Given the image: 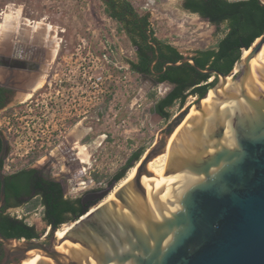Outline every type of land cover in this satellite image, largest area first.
I'll return each instance as SVG.
<instances>
[{"label":"water","instance_id":"1","mask_svg":"<svg viewBox=\"0 0 264 264\" xmlns=\"http://www.w3.org/2000/svg\"><path fill=\"white\" fill-rule=\"evenodd\" d=\"M257 3L264 8V0ZM263 49L264 31L228 74L200 69L191 57L165 63L159 74L189 64L216 83L168 123L101 208L86 216L90 204L82 211L86 217L63 233L53 231L48 244L0 234V264H21L30 252L36 264H264ZM140 82L143 96L157 87L167 89L164 94L172 89L147 75ZM209 91L214 101L205 106ZM172 143L168 159H161ZM8 153L4 140L0 162ZM4 177L0 168V211ZM114 185L92 202L108 197Z\"/></svg>","mask_w":264,"mask_h":264},{"label":"rangeland","instance_id":"2","mask_svg":"<svg viewBox=\"0 0 264 264\" xmlns=\"http://www.w3.org/2000/svg\"><path fill=\"white\" fill-rule=\"evenodd\" d=\"M128 1L138 14L150 17L154 36L174 46L183 57H192L196 50L214 48L221 37L223 26L217 28L184 13L178 6L179 0ZM7 16L13 18L10 27L27 20L32 28H44L49 35L61 39H53L55 46L58 43L60 46L58 56L61 65L77 67V85L81 83L78 78L81 65L90 66V73H102L107 78L104 86H108L111 92L112 103L109 111L105 105L107 98L103 104L90 108L93 101L88 99L89 95L84 98L80 94L83 90L78 88L77 123L72 125L66 116L54 111L47 118V109H44L46 98L37 96L44 92L41 89L34 96V99L38 98L34 104H13L12 109L3 114L5 117L0 116V131L9 142L3 169L6 173L23 167H40L48 159L47 152L76 141L77 154L81 148L86 150L85 162H80L77 156L80 167L76 170L75 185L71 191L67 190L68 197H76L109 181L133 152L141 150V159L168 123L197 100L188 96L183 106L177 103L169 108V119L154 122L146 117L149 103L164 94L166 89L162 88L160 92L149 90L144 96L141 94L143 84L140 75L131 72L125 62L135 60V48L118 30V24L106 15L100 0H0V24ZM45 26H52L51 30L47 31ZM10 27L5 32L0 31V36L10 31ZM59 168L53 172L57 173ZM109 199L108 196L105 203ZM42 212L39 205L33 209L25 206L9 211L10 215L24 219L44 234L48 228L42 221ZM69 227V224L61 225L57 231H67Z\"/></svg>","mask_w":264,"mask_h":264},{"label":"trees","instance_id":"3","mask_svg":"<svg viewBox=\"0 0 264 264\" xmlns=\"http://www.w3.org/2000/svg\"><path fill=\"white\" fill-rule=\"evenodd\" d=\"M101 1L105 6L106 15L118 24V30L124 33L130 45L135 48V60L125 61L131 72L140 75L161 73L165 63L178 62L183 58L174 46L158 40L151 29L150 42L156 45L157 52L155 51L148 42V16L138 14L128 0ZM184 7L207 19L217 28L223 26L221 37L214 48L196 50L191 57L203 70L212 68L228 74L241 56H244L243 51L249 49L264 31V8L257 0H185ZM154 60L156 64L151 69ZM211 77L213 76L197 73L189 64L167 67L155 80L158 83L173 85L174 88L157 101L156 111L164 119H169L168 109L175 104L183 106L188 96L202 98L216 83L215 76L209 81ZM149 97H153V94H149ZM142 153L141 150L133 152L126 163L111 176L110 185L124 179L127 172L139 161ZM2 164L1 161V169ZM4 180L6 205L0 211V234L6 238L25 240L39 238L34 227L27 224L24 219L5 213L7 208L26 206L33 209L37 205L41 206L42 218L51 228V232L57 230L67 222L69 216L78 211L74 200L64 198L58 184L38 177L35 170L20 169L5 175ZM96 180L99 182L98 178ZM30 199L32 200L29 201Z\"/></svg>","mask_w":264,"mask_h":264},{"label":"flooded vegetation","instance_id":"4","mask_svg":"<svg viewBox=\"0 0 264 264\" xmlns=\"http://www.w3.org/2000/svg\"><path fill=\"white\" fill-rule=\"evenodd\" d=\"M184 3L185 0H179L178 6L181 11L188 15L196 16L198 19L206 21L208 24H210L207 19H204L198 14L192 13L187 10L184 7ZM53 39H57V41H62L61 39L58 40L59 38H56L53 35H49L48 32L46 33L44 28L36 30L32 28V25H26L23 22L18 25L14 23L10 27V32L7 31L6 35L0 36V116L5 114L9 109H12L11 107L13 104H15V106L19 104H24L26 102H28V105L34 104L36 101H38V98L36 97L34 99V96L37 91L41 89L44 92H42V95L38 94L37 96H45L46 98V101H44V109H47V118L51 116L52 111L56 112L55 108H58L61 114L66 116V119L67 121H69L70 125H72V123H77V87L76 84H74L75 104L74 108H72L74 111L71 112V107L69 106L70 103L66 101L70 100L71 92V84L69 83L70 68L69 66L61 65L59 61V43L57 46V50L53 55L52 49H54L55 46ZM151 43L152 42H150L149 44L151 45ZM152 47L157 52L156 45L154 44ZM69 53L70 52L68 51L67 54ZM72 55L75 56V54L73 53ZM155 55L157 56V53H155ZM55 63H57L58 65L55 66ZM155 64L156 60L152 62L151 69ZM147 76L155 80V78L159 76V73L152 72V75ZM41 79H43V81ZM40 80L42 81L41 87L35 89ZM163 84L172 87V89L168 90V92L166 93V95H168L173 90L174 86L168 83ZM60 94L62 95V97H65L64 101H61L59 97ZM151 109L153 111L151 113V120H153L154 122H160L161 120H165L156 111L155 104L152 105ZM3 117L5 116L3 115ZM60 132L61 131H59V133ZM0 136L1 147L2 141L4 140L9 146L7 138L1 131ZM76 145V141H74V143L72 144L65 143L64 145L57 147L54 151L47 152L48 159L40 167L20 168L25 169L26 171L35 170L37 172L38 177L42 178L45 181L58 184L62 189L64 198H70L74 200L75 206L78 211L77 213H74V215L69 216L67 222L62 224H69L70 226L72 225L74 219H77V223H79L84 217L95 212L105 204L104 200L106 198L100 202H92V197L93 195L101 192L110 185V181H107L98 187L88 189L82 192L76 197L67 196V190L71 191L72 187H74L75 185L76 170L79 166L77 164L78 159L76 153ZM5 160H2V171L4 169ZM58 166H60V168L58 169L57 173H54V169ZM16 171L10 173H6L3 171V174L5 176ZM117 184L118 183H115L114 189ZM31 200L32 199H30L29 201ZM92 203H95V205L87 209ZM13 209L23 208H7L5 210V213H9V211ZM84 209H87L86 216L82 214V211ZM98 215L99 213L95 214L93 217ZM42 221L45 224V228H48L47 231L44 234H41L33 226L34 231L38 234V239L44 238L43 242L45 244H48L49 237L52 233L51 228L47 225L43 218ZM0 257L1 263L4 257L3 250L1 249V247Z\"/></svg>","mask_w":264,"mask_h":264},{"label":"built area","instance_id":"5","mask_svg":"<svg viewBox=\"0 0 264 264\" xmlns=\"http://www.w3.org/2000/svg\"><path fill=\"white\" fill-rule=\"evenodd\" d=\"M89 70H91L90 66L84 67L81 65V69L79 68L80 73L78 75V78L81 80V83H78L77 85V67L70 68L69 83L71 84V92H70V100H66V101L70 103L69 106L71 107V112L74 111L72 108H74V104H75L74 103V84H76L77 89L79 88L80 90H83V92L81 91L80 94L84 98H86V96L89 95L88 99L90 101H93L94 103L93 105H91L90 108H94L95 106L103 104L102 102L104 101L105 98H107V103L105 105L106 107H108L107 108L108 111L111 110V107H110V104L112 103L111 101L112 98L110 99L111 92L110 90H108V86L106 87L104 86L105 80L107 78H105L102 73H98V74L90 73ZM60 95L59 97L61 101H64L65 97H62V95L61 96ZM106 96H109V97H106ZM55 109L57 113L61 114L58 108H55ZM84 113H87V112H84ZM78 116H80V114ZM97 121H99L98 118H97ZM83 172H84V169L82 170V174H84Z\"/></svg>","mask_w":264,"mask_h":264},{"label":"bare ground","instance_id":"6","mask_svg":"<svg viewBox=\"0 0 264 264\" xmlns=\"http://www.w3.org/2000/svg\"><path fill=\"white\" fill-rule=\"evenodd\" d=\"M13 21V18H11L10 16H7V17H4V21H3V23L2 24H0V31H3V32H5L9 27H10V24H12L11 22ZM24 22H25V24L26 25H31V23H29V22H27L26 20H24ZM39 24H41V22L39 23ZM37 25V24H36ZM46 27V30L47 31H50L51 30V27L50 26H45ZM5 30V31H4ZM10 32V31H9ZM2 34V33H1ZM7 33H5V35H6ZM52 43V42H51ZM58 43V42H57ZM53 50V55L55 54V52H56V50H57V46H55V48L54 49H52ZM244 54V56L247 54V52H245V53H243ZM264 55V49L261 51V53H260V55H259V57L258 58H260L261 56H263ZM233 72L234 73H237V70L236 69H234L233 70ZM42 81H43V79H41ZM40 80V82L37 84V86L35 87V89H37V88H39V87H41V85H42V81ZM230 81V80H229ZM34 89V90H35ZM214 101V95H213V93L211 92V91H209L208 92V95H207V97L203 100V104L206 106V105H210L212 102ZM189 114H191L192 115V117L195 115V112H194V110L192 109V108H190L189 109ZM167 138H168V136L166 137V140H165V143H166V141H167ZM173 143H174V141H173ZM173 143L170 145V147H169V149H168V151H167V153H163V155H161L160 156V158L161 159H163V160H167L168 159V155H169V153H170V151H171V149H172V147H173ZM85 149L84 148H81L80 150H79V153L77 154V156H78V158H80V162H85L86 161V159H85V157H86V154H85ZM135 172V168H132V169H130V171L127 173V175H126V177L124 178V180L113 190V192H111L108 196H109V200H111V199H113V193H114V191H116L121 185H123V184H125L126 183V181L133 175V173ZM107 198V197H106ZM105 201H106V199L104 200V203H105ZM63 232H65V230H63L62 232H59V231H57L56 232V234H58V233H63ZM28 255V258L27 259H25L24 261H25V263H23V264H36V262H37V260H35L33 257H32V255H33V252H30V253H28L27 254ZM23 262V261H22Z\"/></svg>","mask_w":264,"mask_h":264},{"label":"crops","instance_id":"7","mask_svg":"<svg viewBox=\"0 0 264 264\" xmlns=\"http://www.w3.org/2000/svg\"><path fill=\"white\" fill-rule=\"evenodd\" d=\"M155 89H157L159 92L161 91V89L162 88H160V87H157V88H154V89H151L150 91H153V90H155ZM165 88H163V90H164ZM167 90V89H166ZM166 96V94H161L160 95V97H158L157 99H155V100H153V101H151L150 103H149V105H148V107H147V109H146V111H145V113H146V117H149V118H151L152 116H151V113L153 112L152 111V109H151V107H152V105L153 104H157V101L159 100V99H162V98H164Z\"/></svg>","mask_w":264,"mask_h":264}]
</instances>
